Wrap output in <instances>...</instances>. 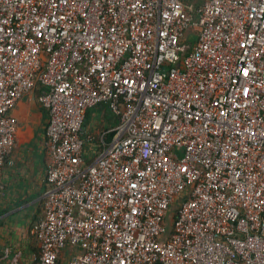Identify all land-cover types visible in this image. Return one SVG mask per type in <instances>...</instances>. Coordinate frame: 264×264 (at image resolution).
Wrapping results in <instances>:
<instances>
[{"label":"built area","instance_id":"2783aa9c","mask_svg":"<svg viewBox=\"0 0 264 264\" xmlns=\"http://www.w3.org/2000/svg\"><path fill=\"white\" fill-rule=\"evenodd\" d=\"M35 91L38 264H264V0H0V177Z\"/></svg>","mask_w":264,"mask_h":264},{"label":"crops","instance_id":"0c3cea01","mask_svg":"<svg viewBox=\"0 0 264 264\" xmlns=\"http://www.w3.org/2000/svg\"><path fill=\"white\" fill-rule=\"evenodd\" d=\"M36 95V91L34 95H25L13 109L18 119L17 144L0 177L3 187L0 194V264L39 262L38 242L30 231L43 216L42 201L48 188L45 174L49 113ZM90 109L85 115V127L89 132L98 134L112 127H106L108 124L100 120L88 125Z\"/></svg>","mask_w":264,"mask_h":264},{"label":"rangeland","instance_id":"374dc122","mask_svg":"<svg viewBox=\"0 0 264 264\" xmlns=\"http://www.w3.org/2000/svg\"><path fill=\"white\" fill-rule=\"evenodd\" d=\"M189 36L191 34H193L191 31L188 32ZM192 40H193V36H191ZM189 42V41H187ZM100 114H104L103 118L100 117ZM100 123H107L108 125L106 127L109 126H114L116 123V118L115 116L110 112L108 106L104 105L103 107H93L90 109L88 117H87V123L88 125H90L93 121L99 122ZM99 124V123H98ZM177 209L176 206L173 207V209L171 210V212L168 214V219L169 221L171 220L174 211ZM170 224V223H169ZM67 252H64V255H66Z\"/></svg>","mask_w":264,"mask_h":264},{"label":"trees","instance_id":"16d2710c","mask_svg":"<svg viewBox=\"0 0 264 264\" xmlns=\"http://www.w3.org/2000/svg\"><path fill=\"white\" fill-rule=\"evenodd\" d=\"M45 89V86L44 85H42V84H39L38 85V89H37V91H38V93L39 92H42L43 90ZM104 106V104H100V105H97L96 107H103ZM107 106V105H106ZM95 107V108H96ZM109 139V137L108 138H106V140H108ZM97 142H98V140H97ZM99 150H100V148H99Z\"/></svg>","mask_w":264,"mask_h":264},{"label":"water","instance_id":"95a60500","mask_svg":"<svg viewBox=\"0 0 264 264\" xmlns=\"http://www.w3.org/2000/svg\"><path fill=\"white\" fill-rule=\"evenodd\" d=\"M195 2H197V0H194Z\"/></svg>","mask_w":264,"mask_h":264},{"label":"bare ground","instance_id":"6f19581e","mask_svg":"<svg viewBox=\"0 0 264 264\" xmlns=\"http://www.w3.org/2000/svg\"><path fill=\"white\" fill-rule=\"evenodd\" d=\"M46 182V181H45ZM43 202V201H42ZM43 209V208H42Z\"/></svg>","mask_w":264,"mask_h":264}]
</instances>
